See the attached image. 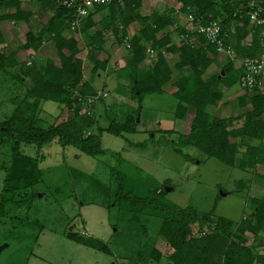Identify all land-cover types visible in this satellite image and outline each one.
Segmentation results:
<instances>
[{
  "label": "trees",
  "instance_id": "1",
  "mask_svg": "<svg viewBox=\"0 0 264 264\" xmlns=\"http://www.w3.org/2000/svg\"><path fill=\"white\" fill-rule=\"evenodd\" d=\"M175 1L179 3L178 8L166 6L161 11L153 9L143 14L141 0H113L92 8L73 33L68 27L73 12L59 5L58 0H31L26 8L20 0H0V22L28 21L36 13L39 18L43 17L36 32L28 29L24 33L19 48L45 56L41 72L28 68L17 60L16 51L4 50L5 41L0 30V70L7 72L13 80L22 81L23 77L29 76L33 81L12 113L0 121V150H4L6 156L0 162L3 171L0 176V214L8 203L28 207L35 197L32 186L40 180L39 159L20 151L21 146H34L38 150L42 145L56 141L62 147L72 146L91 157L116 155L102 147V133L124 138L126 134L136 132L145 95L163 94L166 84H170V96L176 101L173 116L184 122L182 131L175 133L176 139L171 142L176 153L193 160L182 151L184 147H192L206 158L213 157L244 171L264 165V89L254 87L237 95L233 102L242 109L239 113L224 117L216 114L217 102L225 92L236 85L241 89V68L229 57L217 62L215 45L207 43L203 35L186 30L178 21L184 20L187 13L193 14L201 24L219 19L221 33L226 36H222L224 46L229 45L237 57H255L261 53V47L258 29L249 30L243 7L247 0ZM94 15L100 17V28H92L96 26ZM116 21L120 22L121 30ZM135 23V32L128 36L124 28ZM173 33L186 35V39L175 41ZM108 39L118 44L125 42L128 46L124 55L127 83L119 88L123 89L124 101L107 106L103 100L108 93L104 91L106 96H99L87 105L88 97L103 91L93 87L92 79L98 70L106 69L109 56L104 44ZM246 40L249 45L245 44ZM43 42L49 43L44 46ZM48 47L57 57L58 64L47 52ZM147 48L154 50L155 56L153 63L146 66ZM83 50L87 53L86 63L79 57ZM100 52L107 56L99 59ZM164 52L175 55L176 61L169 64ZM46 101L65 108L67 117L56 121V115L55 123L42 126L39 112ZM98 105L103 108L107 120L105 126L99 125L98 117L94 115ZM109 175L117 182L113 201L122 205L123 210L132 213L133 217L141 213L160 218L158 239L169 248L164 264H264V191L263 196L249 197L248 216L235 222L214 217L212 211L198 213L191 206H176L163 198L164 190L157 186L147 194L135 195L132 186L126 184L125 175L112 167H109ZM64 236L108 252L105 243L84 234L67 231ZM142 252L137 264H146L148 258L159 264L163 257L155 245L147 251L143 245Z\"/></svg>",
  "mask_w": 264,
  "mask_h": 264
},
{
  "label": "rangeland",
  "instance_id": "2",
  "mask_svg": "<svg viewBox=\"0 0 264 264\" xmlns=\"http://www.w3.org/2000/svg\"><path fill=\"white\" fill-rule=\"evenodd\" d=\"M166 6L178 8L179 3L175 0H141L140 10L148 14L153 9L161 11ZM99 18L98 15L93 16L96 23L93 29L100 28ZM178 21L180 25L185 24L184 20ZM116 24L121 30L120 22L116 21ZM135 25L124 28L128 36L135 32ZM10 26V43H19L21 32L16 25ZM172 37L175 41L182 40L174 33ZM104 47L114 51L106 66L110 76H105L106 90H102L108 96L103 101L120 103L124 101L123 89L119 88L126 81L124 55L128 46L125 42L118 44L108 39ZM47 52L58 64L52 50ZM86 54L83 50L79 57L84 59ZM163 54L169 64L176 61L175 55ZM105 57V53H98L99 59ZM44 58L42 54L34 56L27 67L41 72ZM150 59H144L146 66L153 63L154 58ZM224 60L221 55L216 57L217 62ZM98 71L103 75L105 70ZM7 74L0 70V121L12 113L25 90L33 85L29 76L17 81ZM115 76L121 79L117 84L112 82ZM99 83H102L101 79ZM165 87L167 93L171 91L170 86ZM233 88L236 90L231 91ZM237 89L238 85L225 92L217 102L216 114L224 117L242 111L233 102L239 95ZM167 93L145 95L136 132L126 134L124 138L102 133V147L116 155L91 157L72 146L62 147L56 141L46 143L38 150L34 146L20 147L23 153L38 156L41 176L39 182L32 186L35 197L28 207L8 203L0 214V264H135L141 260L142 246L147 251L155 244L163 255L159 264H164L169 248L158 239L160 218L141 213L133 217L132 213L122 209V205L114 202L117 182L109 175V167L125 175V183L132 186L135 195L147 194L157 186L159 190L163 188V198L176 206H191L198 213L212 211L214 217L221 216L235 222L247 217L249 197L263 196L264 165L244 171L229 167L213 157L206 158L192 147H184L182 151L193 160L176 153L171 145L176 134L168 131L176 123L172 116L174 98ZM99 107L94 115L98 117V124L105 126L107 120ZM39 114L43 119L40 124L47 126L64 120L68 113L55 102L46 101ZM56 115L58 119L55 121ZM181 127L183 129L184 123ZM5 157L4 150H0V162ZM0 176H3L1 170ZM67 231L102 241L108 252L67 239L64 236ZM146 264L155 262L148 258Z\"/></svg>",
  "mask_w": 264,
  "mask_h": 264
},
{
  "label": "built area",
  "instance_id": "3",
  "mask_svg": "<svg viewBox=\"0 0 264 264\" xmlns=\"http://www.w3.org/2000/svg\"><path fill=\"white\" fill-rule=\"evenodd\" d=\"M111 1L113 0H58V3L72 10L73 15L68 21V27L71 32L75 33L80 27L83 18L88 15L92 8L108 4ZM243 7L246 9L249 30L254 32L255 29H258L257 39L261 47V53L255 57H237L229 45L224 46L222 36H226L221 33L219 19L206 21L201 24L191 13L184 15L183 19L186 30L195 31L197 34L203 35L207 43L215 45L218 55L224 58L229 57L236 67L241 68L239 85L244 92L251 91L254 87L264 89V0H247ZM179 38L182 40L186 39V35H179ZM245 44L249 45V40H246ZM154 56V50L151 48L145 50V60L147 58L152 59ZM29 63L30 61H27L26 65H29ZM106 94L104 91H98L96 95L86 99V104L90 105L99 96L104 97ZM78 99L81 102L84 101L80 97Z\"/></svg>",
  "mask_w": 264,
  "mask_h": 264
},
{
  "label": "crops",
  "instance_id": "4",
  "mask_svg": "<svg viewBox=\"0 0 264 264\" xmlns=\"http://www.w3.org/2000/svg\"><path fill=\"white\" fill-rule=\"evenodd\" d=\"M20 2H21V4H22V6L24 7V8H26V7H28V4H30V2H31V0H20ZM42 19H43V17H41V18H39V16H38V14L36 13L35 15H31L29 18H28V21H20V22H18V23H14V22H12V21H6V20H3V21H1L0 22V30H1V32H2V35H3V38H4V45H3V47H4V50L6 51V52H10V51H16V58H17V60L18 61H21V62H23L24 64H26L27 63V61H30L31 60V58H33L34 56H37V55H39V54H41V53H39V52H33V51H31V50H25V49H20L19 48V46H20V44H22L23 43V41H24V33L28 30V29H31L32 31H37L38 30V28H39V25H40V21H42ZM10 24H12V25H16L17 27H18V31L19 32H21V38H18L20 41H19V43H16V44H11L10 43V36H11V32H9L8 30H9V28H11V26H10ZM12 38V37H11ZM17 39V40H18ZM16 40V41H17ZM44 43V42H43ZM49 43V42H48ZM47 42L46 43H44V46L46 45V44H48ZM11 44V45H10ZM12 46V47H11ZM105 48H107V47H105ZM48 49L50 50V47H48ZM113 51H114V49L112 50L111 48H109V49H107V52H108V56L110 57V54L112 55L113 54ZM106 56H107V54H105ZM42 56H44L43 54H42ZM45 57V56H44ZM220 58L218 57V60H219ZM116 71H118V69L116 70ZM116 71H114L116 74H117V72ZM102 73V72H101ZM108 74V75H107ZM105 76H110V74L108 73V70L107 69H105V71H104V73H103V75H101L100 74V71H97L96 72V74H95V76H93V79H92V85H93V87L95 88V89H103V90H106L105 88H104V86H106L105 84H106V77ZM88 77L87 76H85V79H87ZM125 78V77H124ZM123 78V79H124ZM95 79V80H94ZM100 79H101V81H102V83L100 84L99 82H100ZM121 80L120 78H117L116 76H115V78L112 80V82L113 83H115V84H117L118 83V81L117 80ZM97 80H98V82H97ZM123 81V80H122ZM100 85H99V84ZM124 83H127L126 81H124ZM122 84V83H121ZM120 84V85H121ZM166 85H168V86H170V84H166ZM165 85V86H166ZM164 86V94H166L167 93V91H166V87ZM170 88H171V86H170ZM236 90V89H235ZM171 91H172V89H171ZM171 91H169L167 94H169L170 95V93H171ZM237 91L239 92V94L240 93H242V90L240 89V88H238L237 89ZM162 95V94H161ZM175 104H176V101H174V106H175ZM105 105H109V104H107L106 103V101H105ZM100 107H99V109H101V111H102V106L101 105H99ZM97 109H98V106H96V109H95V111L94 112H97ZM141 109V108H140ZM174 112V111H173ZM97 114V113H96ZM100 114H101V112H99L98 113V115L100 116ZM172 116H173V114H172ZM173 120H175V125L172 127V128H170V130H172L174 133H179V132H181L182 131V124L184 123L183 121H181V120H179V119H177V118H175L174 116H173ZM139 120L137 119V122H138ZM183 122V123H182ZM181 128H180V127ZM248 216V215H247ZM245 217V216H244ZM159 244V243H158ZM155 247L159 250V248H158V246H157V244H155ZM262 250H264V247L262 248ZM160 251V250H159ZM161 252V251H160ZM139 262V260L138 261H136V263L135 264H137Z\"/></svg>",
  "mask_w": 264,
  "mask_h": 264
}]
</instances>
